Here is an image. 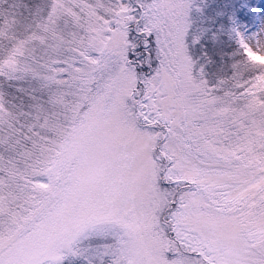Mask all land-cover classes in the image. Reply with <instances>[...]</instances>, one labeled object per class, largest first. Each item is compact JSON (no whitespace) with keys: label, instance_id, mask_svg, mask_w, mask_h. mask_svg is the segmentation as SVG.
<instances>
[{"label":"snow or ice","instance_id":"obj_1","mask_svg":"<svg viewBox=\"0 0 264 264\" xmlns=\"http://www.w3.org/2000/svg\"><path fill=\"white\" fill-rule=\"evenodd\" d=\"M0 0V264H264V4Z\"/></svg>","mask_w":264,"mask_h":264},{"label":"trees","instance_id":"obj_2","mask_svg":"<svg viewBox=\"0 0 264 264\" xmlns=\"http://www.w3.org/2000/svg\"><path fill=\"white\" fill-rule=\"evenodd\" d=\"M251 3H252L253 8L258 10L257 11V16H258V14H260V11H259L260 6L264 4V0H251Z\"/></svg>","mask_w":264,"mask_h":264},{"label":"rangeland","instance_id":"obj_3","mask_svg":"<svg viewBox=\"0 0 264 264\" xmlns=\"http://www.w3.org/2000/svg\"><path fill=\"white\" fill-rule=\"evenodd\" d=\"M260 14H258V17H259Z\"/></svg>","mask_w":264,"mask_h":264}]
</instances>
